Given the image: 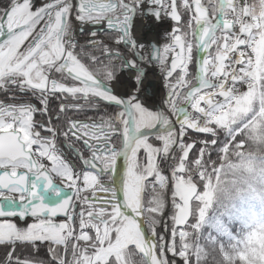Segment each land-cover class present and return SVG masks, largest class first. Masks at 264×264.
<instances>
[{
    "label": "snow or ice",
    "instance_id": "6c2138e0",
    "mask_svg": "<svg viewBox=\"0 0 264 264\" xmlns=\"http://www.w3.org/2000/svg\"><path fill=\"white\" fill-rule=\"evenodd\" d=\"M0 264H264V0H0Z\"/></svg>",
    "mask_w": 264,
    "mask_h": 264
},
{
    "label": "water",
    "instance_id": "95a60500",
    "mask_svg": "<svg viewBox=\"0 0 264 264\" xmlns=\"http://www.w3.org/2000/svg\"><path fill=\"white\" fill-rule=\"evenodd\" d=\"M159 31H160V29H159ZM143 32L146 33L144 30H143ZM148 38H149V36H148ZM145 86L146 87H150L152 91H154V92H156L158 94H161L163 92V88L161 87V80L159 78L158 79L155 78L154 80H152V79L151 80H146L145 81ZM65 194L66 195H71V193L68 192L67 190H65Z\"/></svg>",
    "mask_w": 264,
    "mask_h": 264
},
{
    "label": "bare ground",
    "instance_id": "6f19581e",
    "mask_svg": "<svg viewBox=\"0 0 264 264\" xmlns=\"http://www.w3.org/2000/svg\"><path fill=\"white\" fill-rule=\"evenodd\" d=\"M143 30L147 33V36H149V39H152L154 37V33L159 31V29L156 26H154L153 24H146L143 27L142 31ZM155 78H157V74H153L152 72H149L146 80H151V79L154 80Z\"/></svg>",
    "mask_w": 264,
    "mask_h": 264
}]
</instances>
